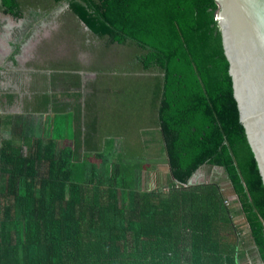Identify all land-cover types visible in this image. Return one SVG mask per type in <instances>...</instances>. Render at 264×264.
Here are the masks:
<instances>
[{"label": "trees", "instance_id": "obj_1", "mask_svg": "<svg viewBox=\"0 0 264 264\" xmlns=\"http://www.w3.org/2000/svg\"><path fill=\"white\" fill-rule=\"evenodd\" d=\"M64 3L107 43L97 61L112 44L133 50L132 108L152 117L94 107L84 121L53 116L45 134L0 117V264H264V186L214 0H1L0 14L49 18ZM203 167L228 183L189 185Z\"/></svg>", "mask_w": 264, "mask_h": 264}, {"label": "crops", "instance_id": "obj_2", "mask_svg": "<svg viewBox=\"0 0 264 264\" xmlns=\"http://www.w3.org/2000/svg\"><path fill=\"white\" fill-rule=\"evenodd\" d=\"M63 6L55 7L49 18H31L29 12L20 19L0 14V117H31L37 122L38 134L44 125L46 130L53 116L77 117L79 122L92 117L90 108L98 107L91 102L103 79L102 60L93 59L97 53L93 54L90 44L88 48H84L85 44L78 45L71 50L70 64L69 50L66 47L61 49L56 39L58 32L44 33L46 24L54 20L56 9ZM28 9L45 11L33 7ZM64 9L69 14L67 6ZM77 21L81 30L88 33L87 38L95 40ZM65 24L61 23L60 28ZM79 36L80 44L84 43L85 37ZM80 51L88 53L89 63L77 60ZM84 73H90L91 80L84 78Z\"/></svg>", "mask_w": 264, "mask_h": 264}, {"label": "water", "instance_id": "obj_3", "mask_svg": "<svg viewBox=\"0 0 264 264\" xmlns=\"http://www.w3.org/2000/svg\"><path fill=\"white\" fill-rule=\"evenodd\" d=\"M214 2L238 119L264 186V0ZM198 172L188 180L189 185L195 184Z\"/></svg>", "mask_w": 264, "mask_h": 264}, {"label": "rangeland", "instance_id": "obj_4", "mask_svg": "<svg viewBox=\"0 0 264 264\" xmlns=\"http://www.w3.org/2000/svg\"><path fill=\"white\" fill-rule=\"evenodd\" d=\"M65 6H63L60 9H56V14H54V20L45 26V34H55L57 33L56 39L60 43L61 49H64L66 47L68 51L69 60L68 62L72 64L71 56H73V53L71 50H74V48H77L78 45L85 44L84 48H88L89 44L90 47L93 50V54L99 51L97 47L102 48L103 44L107 46V43H103L104 40L95 41L87 38L88 33L86 31H82L81 27L75 17H73L70 14H66L64 11ZM58 19V23L57 20ZM65 24L60 28V24ZM60 28V30H59ZM59 30V31H58ZM85 37L83 40L84 43H81L80 36ZM97 43V45L95 44ZM112 48V49H111ZM107 48L106 50H108ZM110 50L108 51H102L101 53V65L106 66V70L103 69V74L101 84L98 86L97 94H95V97L92 98L91 102L96 103L97 106L102 110L101 116H108L109 119L114 118L118 116V111L121 109L123 118H126L137 125H139V121L145 120L148 121L151 119V114H144L141 117L139 114L133 110L132 101L131 98L134 97L139 92V86L140 81L134 77H131V71L134 70L135 67V57L133 50L129 49L127 50L125 47L121 45H110ZM98 54L95 55L93 58L94 60L97 58ZM77 60L81 61L83 64L89 63V55L87 52L80 51L79 54H77ZM97 67H100L99 64L94 62ZM110 67V68H109ZM120 68L121 77H117L119 74L115 73L113 74L111 72L112 69L116 70ZM94 69H96L94 67ZM106 71V72H105ZM95 72V71H94ZM119 72V71H118ZM84 78H88V81L91 80L90 73H84ZM95 78L96 72H95ZM118 83L121 84V89H118ZM136 83V84H135ZM114 85L115 88H112L111 85ZM120 91V92H119ZM92 94V91L90 92ZM110 93L113 94V97H111ZM125 120H123V123L121 126H119L122 130V133L125 132L131 133V126L128 123H124ZM153 169V168H152ZM160 171L164 177H168L169 173L166 169V166H159L154 167V173ZM153 173V175H154ZM170 176V175H169ZM220 182L221 186H224L228 182L224 179V175L221 172V169L219 168H209V167H203L201 170H199L198 174L195 177V183H209V182ZM226 192V190H225ZM232 195L229 194V199L231 200ZM235 199V196L232 200ZM250 264V263H249Z\"/></svg>", "mask_w": 264, "mask_h": 264}, {"label": "clouds", "instance_id": "obj_5", "mask_svg": "<svg viewBox=\"0 0 264 264\" xmlns=\"http://www.w3.org/2000/svg\"><path fill=\"white\" fill-rule=\"evenodd\" d=\"M64 6H65V4H64ZM7 17V16H6ZM234 197H232L231 199H233Z\"/></svg>", "mask_w": 264, "mask_h": 264}]
</instances>
